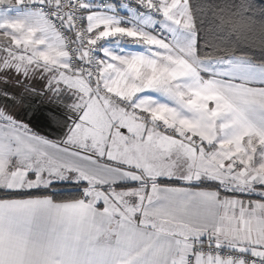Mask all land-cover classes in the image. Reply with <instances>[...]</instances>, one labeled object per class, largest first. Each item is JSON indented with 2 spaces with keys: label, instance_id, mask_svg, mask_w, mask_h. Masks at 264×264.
<instances>
[{
  "label": "snow or ice",
  "instance_id": "1",
  "mask_svg": "<svg viewBox=\"0 0 264 264\" xmlns=\"http://www.w3.org/2000/svg\"><path fill=\"white\" fill-rule=\"evenodd\" d=\"M0 264H264V0H0Z\"/></svg>",
  "mask_w": 264,
  "mask_h": 264
},
{
  "label": "water",
  "instance_id": "2",
  "mask_svg": "<svg viewBox=\"0 0 264 264\" xmlns=\"http://www.w3.org/2000/svg\"><path fill=\"white\" fill-rule=\"evenodd\" d=\"M46 115V113H42V114H37L35 116V118H33V116L31 115L30 119L26 120V121H30L31 125L38 131L47 133L43 128L48 125L47 121L45 120L44 116ZM41 119H43V122H39Z\"/></svg>",
  "mask_w": 264,
  "mask_h": 264
},
{
  "label": "crops",
  "instance_id": "3",
  "mask_svg": "<svg viewBox=\"0 0 264 264\" xmlns=\"http://www.w3.org/2000/svg\"><path fill=\"white\" fill-rule=\"evenodd\" d=\"M117 5H119V4H117ZM121 14L122 15H124L125 13L123 12V11H121ZM32 126V125H31ZM33 127V126H32ZM54 127V126H53ZM33 129L35 130V131H37V132H40V131H38V130H36L34 127H33ZM44 130L47 132V133H49V134H46V133H43V132H40L41 134H45V135H49V136H51V137H53V138H55L56 136H57V134L58 133H56L55 131H53V128L52 127H49V125H46L45 127H44Z\"/></svg>",
  "mask_w": 264,
  "mask_h": 264
},
{
  "label": "built area",
  "instance_id": "4",
  "mask_svg": "<svg viewBox=\"0 0 264 264\" xmlns=\"http://www.w3.org/2000/svg\"><path fill=\"white\" fill-rule=\"evenodd\" d=\"M98 3H104L105 0H97ZM108 2L114 3V4H122L127 2V0H108Z\"/></svg>",
  "mask_w": 264,
  "mask_h": 264
},
{
  "label": "flooded vegetation",
  "instance_id": "5",
  "mask_svg": "<svg viewBox=\"0 0 264 264\" xmlns=\"http://www.w3.org/2000/svg\"><path fill=\"white\" fill-rule=\"evenodd\" d=\"M30 117H31V114H29L28 116H24L23 118L25 119V120H28V119H30ZM39 122H43V119H41ZM44 129V128H43Z\"/></svg>",
  "mask_w": 264,
  "mask_h": 264
}]
</instances>
